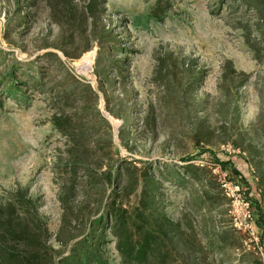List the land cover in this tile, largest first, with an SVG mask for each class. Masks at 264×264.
Wrapping results in <instances>:
<instances>
[{"label": "rangeland", "instance_id": "1", "mask_svg": "<svg viewBox=\"0 0 264 264\" xmlns=\"http://www.w3.org/2000/svg\"><path fill=\"white\" fill-rule=\"evenodd\" d=\"M93 1L0 0V233L31 221L65 257L156 184L171 264H264V0Z\"/></svg>", "mask_w": 264, "mask_h": 264}, {"label": "trees", "instance_id": "2", "mask_svg": "<svg viewBox=\"0 0 264 264\" xmlns=\"http://www.w3.org/2000/svg\"><path fill=\"white\" fill-rule=\"evenodd\" d=\"M88 1L94 3L93 0ZM51 55L48 54L47 56L50 57ZM53 56L62 66L61 60L56 55ZM88 90L90 94L96 95L91 87ZM7 91L12 97H15L19 93L17 84L8 85ZM67 122H69V118L54 119L55 126L63 133H65L64 125ZM78 148L76 146V149ZM78 151L79 149L75 154H70L67 160L61 162L65 167L71 168L68 172L71 175L70 179L74 178L78 170H83L88 176L91 175L90 165L80 161L81 153ZM182 169L181 173H177L178 179L182 178L180 175L194 178L197 177L198 173L204 171L190 165ZM119 174L118 171L117 176ZM113 177L114 172L110 170L107 174V182L111 183ZM69 185L68 181L63 185V192L71 191ZM156 193V184L150 186L147 184L141 192V206L133 212H128L122 205L117 206L115 201L111 202L106 206L101 218L94 223V227L99 228L102 235H93L79 242L65 257L62 256L61 250L56 252L53 247L47 246L46 243L48 242L43 237L44 234L37 227H30L31 221H25L24 224L16 228L10 220L0 233V264H108L102 249L103 231L106 232L105 230H108L117 239L120 264H171L169 258L179 254V252L169 241L168 232L170 228L166 230L168 224H166L163 216L156 213L147 215L146 212L149 209V205L145 201L146 196L155 199ZM136 233L141 234V236L137 238ZM177 261L179 262V259ZM180 262L182 263V261Z\"/></svg>", "mask_w": 264, "mask_h": 264}, {"label": "built area", "instance_id": "3", "mask_svg": "<svg viewBox=\"0 0 264 264\" xmlns=\"http://www.w3.org/2000/svg\"><path fill=\"white\" fill-rule=\"evenodd\" d=\"M226 187V186H225ZM244 229H248L247 225L244 226Z\"/></svg>", "mask_w": 264, "mask_h": 264}]
</instances>
